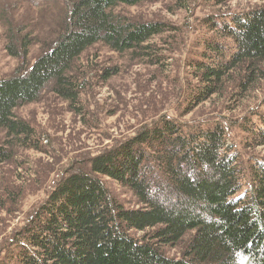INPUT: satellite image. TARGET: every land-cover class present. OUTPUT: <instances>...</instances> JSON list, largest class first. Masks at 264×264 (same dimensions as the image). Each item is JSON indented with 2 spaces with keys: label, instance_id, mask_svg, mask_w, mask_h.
Masks as SVG:
<instances>
[{
  "label": "trees",
  "instance_id": "trees-1",
  "mask_svg": "<svg viewBox=\"0 0 264 264\" xmlns=\"http://www.w3.org/2000/svg\"><path fill=\"white\" fill-rule=\"evenodd\" d=\"M145 1L68 0L66 25L54 45L24 71L0 77V167L18 148L40 149V138L15 109L35 102L43 89L81 113L82 81L75 64L88 48L101 43L119 54L155 55L153 40L167 31V24L130 21L110 12L120 4ZM207 1L223 6L229 0ZM205 22L217 37L205 41L201 59L189 62L201 85L191 98L193 107L221 92L235 72L243 73L239 88L246 92L263 71L264 8ZM31 43L26 35L19 47L5 48L10 56L22 52L26 58ZM116 73L107 69L102 78ZM260 122L264 142V116ZM226 141L219 122L189 127L165 115L143 125L91 156L86 168L65 172L16 231L13 248L0 264H264V165H251L252 187L237 197L240 170ZM105 177L129 189L139 207L119 205ZM148 230V239L130 234ZM190 232L181 257L162 253L161 247Z\"/></svg>",
  "mask_w": 264,
  "mask_h": 264
},
{
  "label": "rangeland",
  "instance_id": "rangeland-1",
  "mask_svg": "<svg viewBox=\"0 0 264 264\" xmlns=\"http://www.w3.org/2000/svg\"><path fill=\"white\" fill-rule=\"evenodd\" d=\"M68 0H0V77L24 71L57 41L66 25ZM264 8V0H229L216 6L207 0H149L129 6L120 4L112 14L130 21L164 22L167 31L153 40L152 57L130 52L116 53L101 43L88 48L75 64L82 81L81 113L43 89L38 99L15 109L40 138V149L18 148L11 161L0 167V258L11 247L16 231L25 225L42 204L48 191L67 172L84 169L88 159L132 136L143 125L161 116L187 126H208L219 122L225 128L227 149L237 157L240 191L251 189L250 167L264 165V142L259 137L264 116V63L262 75L246 92L239 88V73L223 85L217 95L196 107L191 98L200 88L189 62L201 59L206 40H216L205 20L217 22ZM31 45L28 55H8L6 46L19 47L23 36ZM107 69L117 73L107 80ZM258 130V131H257ZM4 134L0 130V142ZM103 182L111 197L125 209L138 203L129 189L107 177ZM152 231L130 234L148 239ZM192 232L179 242L161 247L170 258L181 257Z\"/></svg>",
  "mask_w": 264,
  "mask_h": 264
}]
</instances>
